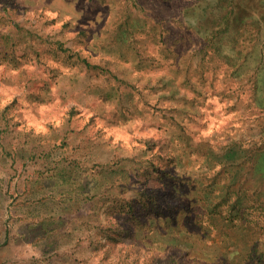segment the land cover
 I'll list each match as a JSON object with an SVG mask.
<instances>
[{"label":"rangeland","instance_id":"1","mask_svg":"<svg viewBox=\"0 0 264 264\" xmlns=\"http://www.w3.org/2000/svg\"><path fill=\"white\" fill-rule=\"evenodd\" d=\"M0 264H264V0H0Z\"/></svg>","mask_w":264,"mask_h":264}]
</instances>
